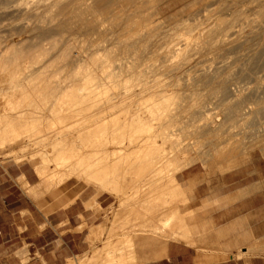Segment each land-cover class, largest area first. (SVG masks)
<instances>
[{"label":"rangeland","instance_id":"obj_1","mask_svg":"<svg viewBox=\"0 0 264 264\" xmlns=\"http://www.w3.org/2000/svg\"><path fill=\"white\" fill-rule=\"evenodd\" d=\"M42 15L43 21L38 22ZM53 15L55 18L51 19ZM53 33L40 42L42 48H47L51 39L58 40L47 60L94 69L96 58L105 55L121 84L125 83L102 111L108 117L121 116L122 122L126 116H132V110L143 109L149 98H159L155 96L158 93L173 102L168 120L144 132L132 147L127 146L126 139L118 145L124 150L159 148L158 156L152 159L162 170L153 168L132 177L127 170L119 169L108 178H124V186L128 187L121 190L109 191L96 182L86 181L85 176L72 175L59 186L41 192L34 189L40 181L34 166L28 161L18 162L7 155V148L1 147L0 175L8 182L7 191L16 193L8 196L10 208L0 210L2 232H17L10 223L18 218L13 215L17 208L30 206L38 219L36 208L40 202L70 200L79 203L77 210L84 214L81 217L84 219L88 209L98 211L105 204L109 208L106 213L116 214V221L110 223L116 226L119 224L116 205L126 204L132 209L122 212L132 215L144 211L141 203L148 204L147 198L162 190L165 200H171L168 192L175 197L185 195V202L179 200L176 207L182 216L180 222L186 226V235L197 238L198 228L208 230V240L214 249L222 250L223 246L236 251V256L243 258L240 264L253 260L254 264H264V224H258L254 234L250 232L237 240V233L236 238L223 245L220 243L225 233L213 224L216 211L227 204L223 200L228 193L239 198L244 187L253 191L264 189V0H0L2 56L13 41L31 45L42 35L49 37ZM44 65L47 66L40 61L34 67ZM20 81L24 83V79ZM163 132L167 134L165 138L158 135ZM29 139L31 143L36 140ZM135 157L117 156L122 163L147 158ZM113 158L116 157H109L108 161ZM134 189L138 193L131 196ZM199 201L202 206L194 209ZM60 218L52 215V224ZM141 222L128 221L122 241L112 243L116 244L119 256L126 251L122 243L127 235L141 238L143 233L149 238L161 226L159 220L147 222L146 231L141 232ZM176 222L175 230L183 231L181 223L177 222V226ZM86 227L84 222L79 229L86 231ZM84 231L79 235L85 236ZM90 231L91 246L95 243L94 258H85V253L80 263L83 259L84 264L101 263L105 260L101 254L109 249L105 244L98 247L104 228L100 225ZM114 240L112 236L110 241ZM162 241L158 237L159 245ZM18 244L20 241L11 239L4 243L5 250L11 253ZM151 246L158 245L140 246L136 253L142 256L127 264L152 260ZM83 248L84 245L79 246V250ZM22 251L23 248L15 255H22ZM161 258L154 259L165 264Z\"/></svg>","mask_w":264,"mask_h":264},{"label":"bare ground","instance_id":"obj_2","mask_svg":"<svg viewBox=\"0 0 264 264\" xmlns=\"http://www.w3.org/2000/svg\"><path fill=\"white\" fill-rule=\"evenodd\" d=\"M43 17L39 16L37 21L42 22ZM54 34L49 37L42 35L31 45L13 41L6 47L4 56L0 52V148H7V155H12L18 162L28 161L34 166L40 178L34 189L41 192L59 186L72 175L85 176L86 181L96 182L109 191L121 190L128 187L124 186V178H108L119 169L127 170L132 177H139L153 168L162 170L152 159L158 156L159 148L124 150L118 145L126 139L127 146L132 147L144 132L168 120L173 102L158 93L155 96L159 98H149L143 109L132 110V116H126L122 122L121 116L108 117L102 111L125 83L121 84L117 71L105 55L96 58L94 69L81 64L69 66L66 61L60 64V61L47 60L58 40L51 39L47 48H42L40 42ZM67 53L65 49L64 55ZM40 61L46 65L49 61V64L34 67ZM118 68H122L121 65ZM5 84H8L6 88ZM158 135L162 138L167 136L164 132ZM29 138L36 140L31 143ZM124 154L147 158L141 162L122 163L117 156ZM109 157L116 158L108 161ZM137 193L134 189L131 196ZM163 194L162 190L154 191V197L147 198L148 204L160 202L166 205L170 199L165 200ZM168 194L171 195L168 203L171 214L164 223L166 225L175 218L180 224L182 216L176 206L179 200L185 202L186 197L184 194L181 197H175L171 192ZM123 242L126 256L122 260L126 262L132 258L130 237L126 236ZM166 248L164 240L160 243L159 256L166 255ZM108 264H114V261Z\"/></svg>","mask_w":264,"mask_h":264},{"label":"crops","instance_id":"obj_3","mask_svg":"<svg viewBox=\"0 0 264 264\" xmlns=\"http://www.w3.org/2000/svg\"><path fill=\"white\" fill-rule=\"evenodd\" d=\"M7 172L5 171L4 174H8ZM7 184L8 182L3 180V175H0V210L2 211L10 208L8 207L10 204L8 203V196L10 194H16L7 191ZM19 190L21 194H23L22 198H25L24 191L20 189V187ZM242 190L243 191L239 193V198L232 195L235 193H228L223 200L224 204H227L223 207L221 206L222 208H220L219 211H216V217L213 216V224L216 225V227H221V229H223L222 231L225 233L220 243L221 245L236 238L235 235L237 233L238 238L236 239L242 240L243 237L249 235L250 232L254 234L258 224H264V189L253 191L250 190L249 187H244ZM57 195L58 194H56L55 197ZM19 199H21V197L18 198V200ZM71 201L72 200L68 203L40 202L39 206L36 208L38 210V219L35 218V213L31 212L32 208L30 206L17 208L16 212H13V215H16L18 217L17 219L21 222H17V219H13L10 222L11 225L14 224L16 226L17 232L14 234L4 233L0 228V264H84L85 258H94L93 250L95 243L91 246L89 240L91 233L90 228L93 227L95 229L96 226L100 225L104 228V232L102 234V243L101 241L98 242V247L105 244L109 249L101 254L102 258L105 260L97 264H104V262L108 264L111 260L114 261V264H127L135 257L142 256V253H136L137 250L140 249V246L146 247L150 243H154L158 246L149 247L150 257L153 259L147 261L145 264H156L158 259L156 260L154 258L159 256L160 247L158 237L163 239V241L166 240L167 243L166 255H163L161 258L163 261L165 260V264L175 262H180V264H240V262L243 261V258L236 256V251L223 249V246L222 250L214 249V247L211 246V241L208 240V230L202 231V229L198 228L197 238H193L191 235H186V226L184 223L182 224L183 231L175 230V218L170 219L166 226H164V221L171 214L168 212L171 209L169 204L164 205L157 202L149 205L147 203H141V205H139L143 207L144 211L134 212L131 215L130 213L122 212L130 211L132 208H129L126 204H122L126 202L121 200L122 205H116V207H114L115 210L119 211L117 219L119 224L111 226L110 223L116 221V219H114L116 214L106 213L105 210L109 208L106 207L105 204L98 211L92 209V212L85 207L88 209V212L84 219L81 218L84 214L78 213L77 210L79 203H70ZM92 201L94 202V200ZM240 205H243V207ZM201 206L202 202L199 201V203L194 205V209L197 207L200 208ZM148 207H150V209ZM176 209L178 211V207H176ZM23 210L27 213H21ZM162 212L167 213L162 214ZM220 212L222 217H220ZM54 214L61 218L57 220L55 224H52L51 216ZM132 220L146 222L140 223L143 227L139 229L141 232L146 231L145 227L147 222L159 220L161 226L156 228L158 232L157 230H153L154 233L150 235L149 238H145L143 233H141L143 236L141 238H138L135 234H130L131 236L127 235L130 237L132 258L124 262L122 259L126 256V252L119 256V253H116V244L112 243H117L118 240L119 242L122 241V235H124L125 231L128 229L126 223ZM84 222L87 226L86 231L79 229ZM19 224L22 225L19 226ZM82 231L85 232V236L79 235L83 233ZM160 232H162L161 235ZM49 233H53L56 236L54 238L50 237ZM112 236L115 237L114 241H110ZM11 239H16L18 242L20 241V244L15 247L16 250L10 253L9 250H5L4 243ZM122 244H124V242ZM81 245H84L85 248L79 250V246ZM241 247L243 248L245 246L242 245ZM253 247L255 248L256 244ZM22 248V255L17 253L22 257L15 255V252ZM85 253L87 255L84 258ZM117 256L122 258L115 259ZM82 258H84L83 263H80ZM244 263L254 264V260L250 262L245 261Z\"/></svg>","mask_w":264,"mask_h":264}]
</instances>
